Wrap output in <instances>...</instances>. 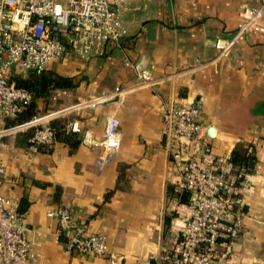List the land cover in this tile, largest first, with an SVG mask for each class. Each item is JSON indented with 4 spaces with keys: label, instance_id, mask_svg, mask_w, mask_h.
Wrapping results in <instances>:
<instances>
[{
    "label": "crops",
    "instance_id": "obj_1",
    "mask_svg": "<svg viewBox=\"0 0 264 264\" xmlns=\"http://www.w3.org/2000/svg\"><path fill=\"white\" fill-rule=\"evenodd\" d=\"M262 1L124 0L125 32L118 43H105L97 55L65 53L46 64L71 76L74 85L38 98L37 114L82 97L105 98L51 119L56 124L76 119L81 131L64 130L65 139L54 135L37 150L28 147L29 129L0 139V192L15 196L23 213L27 264H156L161 247L175 244L189 207L174 195L180 191L161 121V105L169 101L200 102L202 141L220 157L230 179L231 148L237 142L251 145L255 162L235 184L244 203L242 229L227 260L264 264V16L261 28L249 29L226 56H217L213 46L216 37L232 32L242 5ZM140 55L148 61L149 85L117 101L113 89L132 83L130 63ZM58 90L64 92L55 94ZM110 110L119 119L121 139L103 159L99 146L82 141V131L96 138ZM58 204L88 231L105 236L106 255L65 251L56 218L45 213Z\"/></svg>",
    "mask_w": 264,
    "mask_h": 264
},
{
    "label": "built area",
    "instance_id": "obj_2",
    "mask_svg": "<svg viewBox=\"0 0 264 264\" xmlns=\"http://www.w3.org/2000/svg\"><path fill=\"white\" fill-rule=\"evenodd\" d=\"M123 2L0 0V139L29 129L28 147L37 150L54 139L51 119L105 98L104 95L82 97L72 105L34 114L20 122L5 123V119L16 115L29 98L26 89L15 86L8 79L10 68L40 71L49 61L65 53L86 58L99 54L107 42L118 43L125 32L120 22ZM263 16L264 0L254 6L242 5L232 32L214 39L216 55L226 56L249 29H260L258 20ZM130 68L132 83L113 89L117 101L125 92L149 85L145 56L140 55L132 61ZM62 92L64 90H58L55 94ZM199 110V101H169L161 105L163 131L169 133L170 138L166 150L175 171L174 187L187 194L189 210L178 240L171 248L161 247L156 264H229L232 242L242 229V196L233 179L225 175L220 157L202 141ZM118 125L116 113L106 111L98 136L92 137L83 130L82 141L99 146L104 159L120 145ZM64 128L65 131H81L76 119L67 120ZM3 174L4 165L0 161V180ZM45 213L56 218V233L63 238L65 251L96 256L107 254L105 236L88 231L83 223L75 221L67 206L58 204ZM22 215L17 209L16 197L0 192V264L28 263L30 244Z\"/></svg>",
    "mask_w": 264,
    "mask_h": 264
},
{
    "label": "trees",
    "instance_id": "obj_3",
    "mask_svg": "<svg viewBox=\"0 0 264 264\" xmlns=\"http://www.w3.org/2000/svg\"><path fill=\"white\" fill-rule=\"evenodd\" d=\"M8 79L15 86L26 89L29 92V98L22 104L20 111L16 115L5 119V123H16L28 119L39 111L37 108L38 98L46 99L53 93L54 89L74 85L71 76L45 69V67L40 71H20L12 67L9 70ZM52 121L50 125L54 129L55 138L65 139L68 135L64 133V124H56L58 121ZM29 133L30 131H27L28 135ZM229 162L234 168L235 175L233 182L234 184H238L255 162V155L252 152L251 145L240 142L234 144L229 152ZM174 195L181 201H188L187 194L184 191L174 192Z\"/></svg>",
    "mask_w": 264,
    "mask_h": 264
},
{
    "label": "water",
    "instance_id": "obj_4",
    "mask_svg": "<svg viewBox=\"0 0 264 264\" xmlns=\"http://www.w3.org/2000/svg\"><path fill=\"white\" fill-rule=\"evenodd\" d=\"M207 131L209 134L213 133L214 128L212 126L207 127Z\"/></svg>",
    "mask_w": 264,
    "mask_h": 264
}]
</instances>
